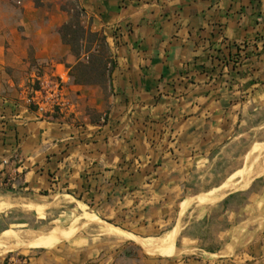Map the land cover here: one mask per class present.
I'll use <instances>...</instances> for the list:
<instances>
[{
	"label": "crops",
	"instance_id": "1",
	"mask_svg": "<svg viewBox=\"0 0 264 264\" xmlns=\"http://www.w3.org/2000/svg\"><path fill=\"white\" fill-rule=\"evenodd\" d=\"M74 9L106 37V85L71 75L59 30ZM43 65L66 78L65 117L27 102ZM251 134H264V0H0V204L19 203L0 211V264H264V163L214 193L243 154H264ZM41 204L69 206L56 220L70 225L31 244Z\"/></svg>",
	"mask_w": 264,
	"mask_h": 264
},
{
	"label": "trees",
	"instance_id": "2",
	"mask_svg": "<svg viewBox=\"0 0 264 264\" xmlns=\"http://www.w3.org/2000/svg\"><path fill=\"white\" fill-rule=\"evenodd\" d=\"M81 16L82 10L74 9L70 20L59 30L78 60L71 75L77 84L106 85L115 67L110 47L104 35L83 24Z\"/></svg>",
	"mask_w": 264,
	"mask_h": 264
},
{
	"label": "built area",
	"instance_id": "3",
	"mask_svg": "<svg viewBox=\"0 0 264 264\" xmlns=\"http://www.w3.org/2000/svg\"><path fill=\"white\" fill-rule=\"evenodd\" d=\"M66 83L65 76L55 66L36 67L27 85L28 104L43 116L54 119L65 117L73 109Z\"/></svg>",
	"mask_w": 264,
	"mask_h": 264
},
{
	"label": "bare ground",
	"instance_id": "4",
	"mask_svg": "<svg viewBox=\"0 0 264 264\" xmlns=\"http://www.w3.org/2000/svg\"><path fill=\"white\" fill-rule=\"evenodd\" d=\"M262 147V146H261ZM251 151V150H250ZM262 151V150H260ZM249 152V151H248ZM253 154V152H252ZM249 157V156H248ZM264 163V154H256L255 152V155L251 158H248L246 160H243V163H241L242 165L235 170V172L232 174V176L230 177V183L226 186H223L221 188H218L216 190H214V193L218 196H225L228 192L230 191H233V190H236L240 187H246V186H249L250 183L252 182L255 174L258 172L259 168L262 166V164ZM240 164V162H239ZM2 198V197H1ZM8 200V199H7ZM198 200V198H197ZM47 201V200H46ZM188 201V200H187ZM186 201V203H187ZM204 201V200H203ZM213 201V200H212ZM185 202V201H184ZM50 203V202H49ZM185 203V204H186ZM210 203V202H209ZM19 203L14 200V201H8V202H3L0 204V211L4 208H7V207H12V206H16L18 205ZM42 205V204H41ZM39 208L42 210L44 207L43 205L42 206H39ZM91 216V215H90ZM43 217V216H42ZM181 220V219H180ZM61 224V223H60ZM58 226V225H57ZM19 227V226H18ZM76 227V226H75ZM87 227V225H86ZM106 229L107 230H110V231H114V226H111V225H107L106 226ZM118 229V228H117ZM72 230H73V227H72ZM71 230V231H72ZM36 232V231H35ZM38 232V231H37ZM52 230H50L49 232L47 233H39V235H36V237L31 240L30 242L28 243H31V244H38L39 242H42L44 239H46L50 234H51ZM63 232V231H62ZM66 232V231H65ZM70 232V231H69ZM116 232V231H115ZM119 232V231H118ZM117 232V233H118ZM125 232V231H124ZM123 232V233H124ZM58 233V232H57ZM113 234V233H112ZM120 234H122L120 232ZM127 234V233H126ZM125 234V236H126ZM171 234V232H170ZM12 235L16 238V237H19L18 233L14 230H12ZM68 235V234H67ZM131 235H133L131 233ZM52 236V235H51ZM127 236L129 237H132L130 236V234ZM136 237V236H135ZM138 237V236H137ZM133 238V237H132ZM149 238V237H148ZM27 239V238H26ZM141 239V238H140ZM8 240V239H7ZM135 240V238H134ZM172 240V239H171ZM137 241V240H136ZM152 241V240H151ZM166 241V240H164ZM173 241V240H172ZM148 242V241H147ZM16 243V242H15ZM175 243V242H173ZM22 244V243H20ZM30 244V246H31ZM145 244V243H144ZM147 244V243H146ZM171 244V243H170ZM151 245V244H150ZM169 245V244H168ZM2 246V245H0ZM5 246V245H4ZM19 246V245H18ZM24 246V245H23ZM170 246V245H169ZM172 246V245H171ZM167 247V246H166ZM172 248V247H171ZM15 249V248H14ZM150 249V248H148ZM155 250H157V248L155 247L154 248ZM159 250V249H158ZM175 250V249H174ZM170 251V250H169ZM161 253V252H160Z\"/></svg>",
	"mask_w": 264,
	"mask_h": 264
},
{
	"label": "rangeland",
	"instance_id": "5",
	"mask_svg": "<svg viewBox=\"0 0 264 264\" xmlns=\"http://www.w3.org/2000/svg\"><path fill=\"white\" fill-rule=\"evenodd\" d=\"M71 73H72V70H71ZM264 140V134H258V135H253L251 134V136H249V141L247 143V150L250 149L251 146L255 145L256 143H259L260 141L262 142ZM259 141V142H257ZM244 157H245V154L242 155V157H240L238 159V162L234 165H232V167H235L236 165H241V163H243V160H244ZM240 162V164H239ZM225 177V175L222 176V178ZM194 205V201H191V199L189 200V203L186 205L185 209L183 210V205L180 206V209L183 210L184 212L187 211L189 208H191V206ZM21 209V208H24L25 210H27L29 207H15L13 209V211H15L16 209ZM39 208V206H38ZM69 208V206H63V207H58V208H55L54 210H52L51 212H49V214H46L44 213V210L42 209H38L39 210V216H43L41 219H40V226L42 227L41 229L45 232H49L51 229H53V227H55L57 225V222L58 223H62L61 225H64L65 227L69 226L70 225V220L67 219V217H62V220H56V218L59 216L60 213H63V211H67ZM85 210V209H84ZM80 210L79 212H76V215H80ZM21 215V214H20ZM88 219H91L88 215H86ZM69 218V217H68ZM82 221H86V219L84 218L83 220L81 219V217H76L75 218V221L72 223L74 226L76 224H79L80 222ZM71 224V225H72ZM31 225V223L29 224ZM72 225V227H73ZM13 229H22V228H25V227H22V226H13L12 227ZM167 231V226H164L162 227L161 229H158L156 232H159L161 235H165ZM136 246L137 247H140L141 248V244L138 242V241H134ZM6 253V252H5ZM137 256H138V252L136 253Z\"/></svg>",
	"mask_w": 264,
	"mask_h": 264
}]
</instances>
